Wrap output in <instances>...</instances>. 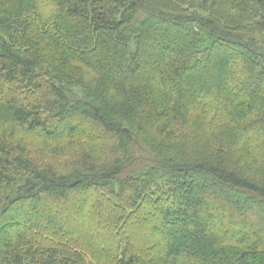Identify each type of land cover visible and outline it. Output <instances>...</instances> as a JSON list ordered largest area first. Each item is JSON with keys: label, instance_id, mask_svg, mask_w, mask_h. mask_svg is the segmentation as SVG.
<instances>
[{"label": "trees", "instance_id": "trees-1", "mask_svg": "<svg viewBox=\"0 0 264 264\" xmlns=\"http://www.w3.org/2000/svg\"><path fill=\"white\" fill-rule=\"evenodd\" d=\"M0 264H264V0H0Z\"/></svg>", "mask_w": 264, "mask_h": 264}, {"label": "rangeland", "instance_id": "rangeland-1", "mask_svg": "<svg viewBox=\"0 0 264 264\" xmlns=\"http://www.w3.org/2000/svg\"><path fill=\"white\" fill-rule=\"evenodd\" d=\"M229 55L227 54L226 55V58L228 57ZM146 61V60H145ZM45 77H47L46 75H44ZM210 81V79H207V82H209ZM76 90V89H75ZM71 216H73V212H71L70 213V215H65V217H64V215H63V221H67V222H69V224H71V223H73V221H70L71 219L72 220H76V217H71ZM85 217H86V215H84ZM124 224L125 223H128L127 225L128 226H130V227H133V229H132V231H131V236H130V238L132 239L133 238V242H135V243H137V244H140L141 242L140 241H137V239H140L141 240V231L139 232V230H140V228H139V226H137L139 223L137 222V220H135V218H132V217H125V219H124ZM66 222V223H67ZM147 222V221H146ZM68 224V223H67ZM142 243H143V241H142Z\"/></svg>", "mask_w": 264, "mask_h": 264}]
</instances>
